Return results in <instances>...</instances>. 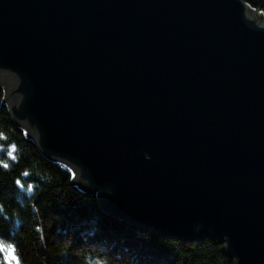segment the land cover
Masks as SVG:
<instances>
[{
	"label": "water",
	"instance_id": "95a60500",
	"mask_svg": "<svg viewBox=\"0 0 264 264\" xmlns=\"http://www.w3.org/2000/svg\"><path fill=\"white\" fill-rule=\"evenodd\" d=\"M260 5L0 0V106L108 212L264 264Z\"/></svg>",
	"mask_w": 264,
	"mask_h": 264
},
{
	"label": "trees",
	"instance_id": "16d2710c",
	"mask_svg": "<svg viewBox=\"0 0 264 264\" xmlns=\"http://www.w3.org/2000/svg\"><path fill=\"white\" fill-rule=\"evenodd\" d=\"M247 1L264 9V0ZM3 96L0 83V103ZM13 146L15 159L8 155ZM71 177L69 166L24 134L3 102L0 242L16 247L21 264H235L219 239L180 238L122 219Z\"/></svg>",
	"mask_w": 264,
	"mask_h": 264
},
{
	"label": "snow or ice",
	"instance_id": "6c2138e0",
	"mask_svg": "<svg viewBox=\"0 0 264 264\" xmlns=\"http://www.w3.org/2000/svg\"><path fill=\"white\" fill-rule=\"evenodd\" d=\"M15 147L13 146L9 151L8 155L15 159ZM7 167L8 165L5 164ZM0 253H3L5 258V264H21V260L17 255V250L14 245H6L3 242H0Z\"/></svg>",
	"mask_w": 264,
	"mask_h": 264
}]
</instances>
